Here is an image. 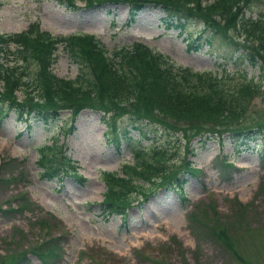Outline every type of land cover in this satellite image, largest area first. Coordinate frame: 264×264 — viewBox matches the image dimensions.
Instances as JSON below:
<instances>
[{
  "label": "rangeland",
  "instance_id": "374dc122",
  "mask_svg": "<svg viewBox=\"0 0 264 264\" xmlns=\"http://www.w3.org/2000/svg\"><path fill=\"white\" fill-rule=\"evenodd\" d=\"M66 5L56 0H0V34L33 29L57 40L51 71L58 79L73 80L80 73L66 49V38L87 34L111 58L136 43L146 51L162 53L178 68L224 74L226 86L253 80L257 84L245 116L235 125L230 119L225 122L231 127L264 122V79L259 82L258 69L221 63L207 47L188 51L186 35L161 27L157 8L145 7L129 24L125 4L89 8L73 0ZM6 48L4 68L15 63V45ZM17 94L21 99L22 94ZM126 117L110 121L124 126ZM101 118L100 111L86 109L74 115L64 109L44 125L33 118L28 127L13 112L1 121L0 264L23 253L27 256L22 264H46L34 251L41 245L57 253L49 264H264V146L260 140L237 148L225 136L227 132L223 139L215 136L204 143L199 138L179 142L171 137L166 166L171 173L186 172L185 184L176 191L153 181L151 192L133 199L124 220L102 213L104 174L123 176L121 168L131 165L133 151L149 142L139 140L133 131L119 147L106 142ZM157 130V144L166 143L164 130ZM47 146L53 150H46ZM42 152L49 157L56 154L64 168L57 178L41 177ZM68 164L72 169L67 170ZM134 177L137 183L141 179ZM218 227L224 228L225 239L208 234V228Z\"/></svg>",
  "mask_w": 264,
  "mask_h": 264
},
{
  "label": "trees",
  "instance_id": "16d2710c",
  "mask_svg": "<svg viewBox=\"0 0 264 264\" xmlns=\"http://www.w3.org/2000/svg\"><path fill=\"white\" fill-rule=\"evenodd\" d=\"M56 1L63 6L73 3V0ZM81 1L89 8L125 4L129 24L135 23L145 7L157 8L162 14L161 27L186 35L188 51L207 47L208 53L221 63L258 69V80L263 82L264 0ZM35 31L0 34V123L11 112L31 127L33 118L44 125L56 120L61 110L69 109L75 115L90 109L102 113L106 142L119 147L123 140L129 139L132 131L137 133L139 140L149 142L141 149H133V162L121 168L123 176L104 174L106 190L101 203L104 216L116 215L126 220L133 199L137 201L138 197L147 195L146 191L151 192L153 181L164 188L181 190L186 172L181 175L171 166L174 171L171 173L166 166L167 156L172 151L168 140L171 137H178L179 142L199 138L204 143L215 136L223 139L227 132L225 136L237 148H247L257 140L264 146V122L241 127H231L225 122L230 119L235 125L245 116L257 82L247 80L234 87L226 86L224 74L178 68L159 52L146 51L137 44L116 51L114 61L87 36L71 37L65 42L80 73L73 80L58 79L51 71L57 40ZM9 43L15 45V63L4 68L2 57ZM17 61L23 65L17 66ZM17 92L22 94L21 99ZM107 113L111 116L106 117ZM124 115L127 116L124 126L111 123V119ZM175 123L189 127L179 128ZM157 129L164 130L166 143L157 144ZM45 148L53 150L50 146ZM42 153L38 160L41 177L57 178L59 169L64 171V168L59 166L56 154L49 157ZM69 169L72 167L68 164ZM134 176L141 177L138 183ZM218 228H208V234L215 239H225L224 228ZM34 251L42 263L49 264L51 258L57 257V253L45 245L37 246ZM26 256L24 253L13 255L4 264H22Z\"/></svg>",
  "mask_w": 264,
  "mask_h": 264
}]
</instances>
